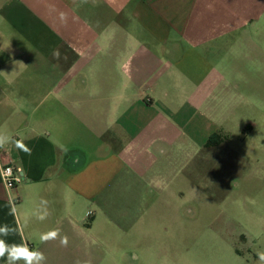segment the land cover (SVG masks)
Listing matches in <instances>:
<instances>
[{
    "label": "crops",
    "instance_id": "crops-1",
    "mask_svg": "<svg viewBox=\"0 0 264 264\" xmlns=\"http://www.w3.org/2000/svg\"><path fill=\"white\" fill-rule=\"evenodd\" d=\"M240 73L242 98L264 109V0H0V226L15 229L0 239L44 264L140 260L162 226L149 219L178 194L167 105L215 101ZM6 165L24 176L15 190Z\"/></svg>",
    "mask_w": 264,
    "mask_h": 264
},
{
    "label": "rangeland",
    "instance_id": "rangeland-1",
    "mask_svg": "<svg viewBox=\"0 0 264 264\" xmlns=\"http://www.w3.org/2000/svg\"><path fill=\"white\" fill-rule=\"evenodd\" d=\"M109 61L104 57L101 64ZM240 75L228 88L215 90V101L179 99L167 105L168 112L179 114L177 128H182L181 137L170 145L177 153L167 147L165 158L182 163L173 171L179 172L176 181L168 185L178 194L160 202L163 222L149 219L152 226H162L150 227L155 234L147 252L142 257L134 249L140 260L133 264H259L257 253L264 252V109L258 111L242 98ZM180 91L183 96L192 92ZM249 121L257 129L246 137L242 130L253 123Z\"/></svg>",
    "mask_w": 264,
    "mask_h": 264
},
{
    "label": "clouds",
    "instance_id": "clouds-1",
    "mask_svg": "<svg viewBox=\"0 0 264 264\" xmlns=\"http://www.w3.org/2000/svg\"><path fill=\"white\" fill-rule=\"evenodd\" d=\"M5 142L4 137H0V144ZM46 203V202H42ZM47 216V212L43 215H39L38 219L43 220ZM15 229L11 228L7 224L0 226V235L7 236L14 232ZM58 236V232L53 230L41 235V241L47 242L49 240L55 239ZM60 243L64 246L67 245V238H62ZM259 258V264H264V252L257 253ZM0 258H6V264H44L45 256L42 252L38 250L30 249L26 243L20 245L17 244H7L5 240L0 239Z\"/></svg>",
    "mask_w": 264,
    "mask_h": 264
},
{
    "label": "built area",
    "instance_id": "built-area-1",
    "mask_svg": "<svg viewBox=\"0 0 264 264\" xmlns=\"http://www.w3.org/2000/svg\"><path fill=\"white\" fill-rule=\"evenodd\" d=\"M2 177L6 184V187L10 190L17 189V186L24 181V176L15 170L12 165H6L2 168ZM92 212H89L90 216Z\"/></svg>",
    "mask_w": 264,
    "mask_h": 264
}]
</instances>
